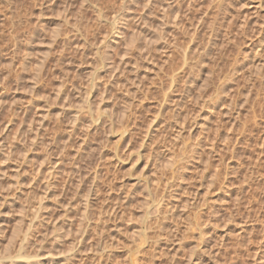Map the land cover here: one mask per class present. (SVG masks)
I'll list each match as a JSON object with an SVG mask.
<instances>
[{
    "label": "rangeland",
    "instance_id": "rangeland-1",
    "mask_svg": "<svg viewBox=\"0 0 264 264\" xmlns=\"http://www.w3.org/2000/svg\"><path fill=\"white\" fill-rule=\"evenodd\" d=\"M171 1L0 0V264H264V0Z\"/></svg>",
    "mask_w": 264,
    "mask_h": 264
},
{
    "label": "bare ground",
    "instance_id": "bare-ground-1",
    "mask_svg": "<svg viewBox=\"0 0 264 264\" xmlns=\"http://www.w3.org/2000/svg\"><path fill=\"white\" fill-rule=\"evenodd\" d=\"M154 1V0H153ZM173 1V0H172ZM171 1V2H172ZM195 1V0H194ZM93 2V1H92ZM100 2V1H99ZM218 2H220V1H218ZM223 2V1H222ZM91 3V2H90ZM113 3V2H112ZM99 4V3H98ZM107 4V3H106ZM158 4V3H157ZM169 4V3H168ZM167 4V5H168ZM173 4V3H172ZM171 4V5H172ZM89 5V4H88ZM174 5V4H173ZM222 5V4H221ZM110 6H112L111 4H110ZM116 6V5H115ZM161 6V5H160ZM186 6V5H185ZM104 7V6H103ZM107 7V6H106ZM113 7V6H112ZM145 7V6H144ZM169 6H167V8H168ZM178 7V6H177ZM217 7V6H216ZM109 8V7H108ZM107 8V9H108ZM117 8V7H116ZM119 8V7H118ZM123 8H125V7H123ZM160 8V7H159ZM162 8V7H161ZM166 8V9H167ZM170 8V7H169ZM185 8V7H184ZM191 8V7H190ZM99 9V8H98ZM165 9V8H164ZM165 9V10H166ZM84 10V9H83ZM88 10V9H87ZM111 10V9H110ZM178 10V9H177ZM184 10V9H183ZM100 11V10H99ZM123 11H125V10H123ZM109 12V11H108ZM107 12V13H108ZM116 12V11H115ZM162 12V11H161ZM167 12H168V10H167ZM96 13V12H95ZM106 13V12H105ZM115 13H113V17H112V20L111 21H113V22H121L120 20H125L124 18V15L122 16V15H114ZM163 14V13H162ZM107 15V14H106ZM164 15V14H163ZM168 15V14H167ZM178 15V14H177ZM205 15V14H204ZM101 16V15H100ZM157 16V15H156ZM169 16H171L170 14H169ZM173 16V15H172ZM185 16V15H184ZM127 17V16H126ZM167 17V18H166ZM215 17V16H214ZM158 18V17H157ZM159 18H161V20H160V23L159 24H161V26H159L160 28L162 27V29H163V27H164V25H166L167 24V21L169 22V18H168V16H166V14L164 15V16H159ZM187 18V17H186ZM103 18H101V20H102ZM106 19V18H105ZM138 19V18H137ZM140 19H141V17H140ZM169 19V20H168ZM177 19V18H176ZM107 20H108V18H107ZM110 20V19H109ZM136 20V19H135ZM144 20V19H143ZM142 20V21H143ZM167 20V21H166ZM214 20V19H213ZM231 20V19H230ZM158 21V20H157ZM189 21V20H188ZM202 21V20H201ZM232 21V20H231ZM112 22V23H113ZM146 22V21H145ZM115 23V26H117V24ZM124 23V22H123ZM170 23V22H169ZM232 23V22H231ZM138 24V23H137ZM146 24V23H145ZM100 25V24H99ZM141 25V24H140ZM170 25V24H169ZM181 25V24H180ZM231 25V24H230ZM188 26V25H187ZM190 26V25H189ZM203 26H204V24H203ZM113 27V26H112ZM143 27V26H142ZM151 27V26H150ZM166 27H167V25H166ZM171 27V26H170ZM209 27V26H208ZM100 28V27H99ZM148 28V27H147ZM158 28V27H157ZM231 28V27H230ZM98 29V28H97ZM107 29V28H106ZM123 29V28H122ZM159 29V28H158ZM157 29V30H158ZM170 29V28H169ZM114 30H116V32H115V34H119V32H120V29H119V27H115L114 28ZM114 30H112V32L114 31ZM153 30V29H152ZM156 30V31H157ZM166 30V29H165ZM28 31V30H27ZM111 31V30H110ZM109 31V32H110ZM155 31V37L153 38L154 40H153V42L154 43H156V44H158V45H160V42H159V38H160V41H161V37H159V34H157V33H160L161 32V29H159V31L158 32H156ZM164 30H162V32H163ZM194 31V30H193ZM209 31V30H208ZM181 32H182V30H181ZM196 32V31H195ZM121 33V32H120ZM123 33V32H122ZM134 33V32H133ZM153 33V32H152ZM165 33V32H164ZM183 33V32H182ZM185 33V32H184ZM117 34V35H118ZM154 34V33H153ZM193 34V33H192ZM191 34V35H192ZM207 34H208V32H207ZM210 34V33H209ZM11 35H12V33H11ZM116 35V36H117ZM121 35V34H120ZM119 36V35H118ZM160 36H162L161 35V33H160ZM195 36V35H194ZM197 36V35H196ZM119 37H121V36H119ZM118 37V38H119ZM153 37V36H152ZM163 38H164V36H162ZM174 37V36H173ZM122 38V37H121ZM131 38V37H130ZM11 39V38H10ZM9 39V40H10ZM67 39V38H66ZM209 39V38H208ZM13 40V39H12ZM54 40V39H53ZM53 40H52V42H53ZM122 40V39H121ZM178 40V39H177ZM192 40V39H191ZM210 41V40H209ZM208 41V42H209ZM16 42V41H15ZM103 42H104V40H103ZM129 42H130V46H131V48H133V50H136V49H139L140 48V42L138 41V39H137V37H132L131 39H129ZM147 42H149V41H147ZM178 42V41H177ZM192 42V41H191ZM104 43H106V41L104 42ZM103 43V44H104ZM146 43V42H145ZM175 43V42H174ZM11 44V43H10ZM54 44V43H53ZM102 44V45H103ZM8 45V44H7ZM50 45V44H49ZM172 45H173V43H172ZM101 46V45H100ZM106 46H107V44H106ZM105 46V47H106ZM110 46V45H109ZM150 46V45H149ZM189 46V45H188ZM212 46V45H211ZM104 47V46H103ZM108 47V46H107ZM176 47V46H175ZM51 47H49V49H50ZM102 48V47H101ZM109 48V47H108ZM149 48V47H148ZM148 48H146V49H148ZM150 48H151V46H150ZM162 48V47H161ZM98 49V48H97ZM102 49H104V48H102ZM141 49V48H140ZM143 50H146V49H144V48H142ZM141 49V50H142ZM194 49V48H193ZM197 49V48H196ZM200 49V48H199ZM106 50V49H105ZM158 50H159V48H158ZM163 50V49H162ZM140 51V50H139ZM169 51H170V49H169ZM193 51V50H192ZM195 51V50H194ZM204 51V50H203ZM104 52V51H103ZM133 52V51H132ZM145 52V51H144ZM143 52V53H144ZM201 52V51H200ZM200 52H199V54H200ZM208 52V51H207ZM15 53V52H14ZM107 53V52H106ZM1 54V53H0ZM139 54V53H138ZM168 54V53H167ZM186 54V53H185ZM52 55V54H51ZM47 56V55H46ZM49 56V55H48ZM167 56V55H166ZM42 57H44V56H42ZM138 57V56H137ZM140 57V56H139ZM138 57V58H139ZM168 57V56H167ZM14 58V57H13ZM25 58V57H24ZM29 58V57H28ZM27 58V59H28ZM47 58V57H46ZM45 57H44V59H46ZM168 58H170V57H168ZM43 60V59H42ZM139 60V59H138ZM45 61V60H44ZM166 62V61H165ZM171 62V61H170ZM199 63H201V62H199ZM203 63V62H202ZM37 64V63H36ZM103 64H104V62H103ZM135 64V63H134ZM137 64V63H136ZM204 64V63H203ZM22 65H23V63H22ZM27 65V64H26ZM117 65V64H116ZM197 65H198V63H197ZM105 66H107V65H105ZM256 66V65H255ZM24 67V66H23ZM41 67V65H39V68ZM112 67V66H111ZM161 67V66H160ZM173 67V66H172ZM178 68V67H177ZM258 68V67H257ZM136 70V69H135ZM169 70V69H168ZM183 70V69H182ZM255 70V69H254ZM257 70H259V69H257ZM260 70H261V67H260ZM37 72V71H36ZM136 72V71H135ZM109 73V72H108ZM112 73V72H111ZM115 73V72H114ZM185 73V72H184ZM183 73V74H184ZM95 74V73H94ZM157 74V73H156ZM178 74V73H177ZM116 75V74H115ZM120 75V74H119ZM122 75V74H121ZM185 75V74H184ZM65 76V75H64ZM108 76V75H107ZM160 76H161V74H160ZM40 77V76H39ZM103 77V76H102ZM137 77V76H136ZM186 77V76H185ZM108 78V77H107ZM39 79V78H38ZM63 79V78H62ZM173 79H174V77H173ZM102 80V79H101ZM33 81V80H32ZM61 82H62V80H60ZM105 81V80H104ZM126 81V80H125ZM96 82V81H95ZM127 82V81H126ZM135 82V81H134ZM34 83V82H33ZM35 83L37 84V80L35 81ZM39 83V82H38ZM66 83V82H65ZM35 84V85H36ZM177 84V83H176ZM188 84V83H187ZM186 84V85H187ZM34 85V84H33ZM66 85V84H65ZM113 85V84H112ZM124 85V84H123ZM132 85V84H131ZM139 85V84H138ZM37 86H38V84H37ZM87 86V85H86ZM105 86V85H104ZM218 86V85H217ZM62 87V86H61ZM119 87V86H118ZM224 87V86H223ZM88 88V87H87ZM87 88H86V90H87ZM132 88V87H131ZM144 88V87H143ZM81 89V88H80ZM172 89V88H171ZM220 89V88H219ZM77 90V89H76ZM169 90V89H168ZM60 91V90H59ZM74 91V90H73ZM67 92V91H66ZM87 92V91H86ZM168 92V91H167ZM184 92V91H183ZM74 93V92H73ZM222 93V92H221ZM113 94V93H112ZM167 94V93H166ZM62 95V94H61ZM87 95V94H86ZM111 95V94H110ZM128 97V96H127ZM180 97V96H179ZM221 97V96H220ZM82 98V97H81ZM215 98V97H214ZM218 98H219V96H218ZM48 99V98H47ZM186 99V98H185ZM60 100H61V98H60ZM83 100V99H82ZM222 100V99H221ZM51 101H52V99H51ZM87 102V101H86ZM169 102V101H168ZM40 103V102H39ZM91 103V102H90ZM171 103V102H170ZM173 103V102H172ZM43 104H44V102H43ZM59 104H61V102L59 103ZM84 104H85V101H84ZM114 104H116V103H114ZM176 104V103H175ZM52 105V104H51ZM132 105V104H131ZM212 105V104H211ZM83 106H85V105H83ZM82 106V107H83ZM176 106V105H175ZM91 107V106H90ZM69 108V107H68ZM84 108V107H83ZM86 108V107H85ZM88 108V107H87ZM110 108V107H109ZM213 108V107H212ZM81 109L82 108H78V109H69L67 112L71 115V123H70V125H69V132H70V134L71 133H73L77 128H78V125H79V123H80V121H81V119L80 118H82L81 117V115L83 116L84 115V111L82 110L81 111ZM111 109V108H110ZM114 109V108H113ZM86 110V109H85ZM230 110V109H229ZM48 111V110H47ZM87 111H89V109L88 110H86L85 111V114L87 113ZM114 111V110H113ZM227 111V110H226ZM214 112V111H213ZM83 113V114H82ZM98 113H99V111H98ZM65 114H66V112H65ZM88 114H89V112H88ZM100 114H101V111H100ZM100 114L98 115L99 116V118L101 117L100 116ZM46 115V114H45ZM45 115L44 116H41L42 117V120H45ZM68 115V114H67ZM91 115V114H90ZM85 116V115H84ZM94 117H95V115H93ZM97 116V114H96V117H98ZM128 116V115H127ZM58 117H59V115H58ZM58 117H56V119L58 118ZM63 117V116H62ZM88 117V116H87ZM69 118V117H68ZM69 118V119H70ZM90 118L92 119L93 117L92 116H90ZM65 120V119H64ZM93 120V119H92ZM49 121V120H48ZM69 122V121H68ZM32 123V122H31ZM90 123V122H89ZM92 123H93V121H92ZM91 124V123H90ZM89 124V125H90ZM47 125V124H46ZM36 126V125H35ZM43 126V125H42ZM36 128V127H35ZM31 131V130H30ZM34 132V131H33ZM37 132V131H36ZM87 132V131H86ZM89 132V131H88ZM31 133V132H30ZM40 135V134H39ZM61 135V134H60ZM36 136V135H35ZM34 138H36V137H34ZM40 138V137H39ZM21 139V138H20ZM69 139V138H68ZM31 140H33V138L31 139ZM35 140V139H34ZM40 140V139H39ZM33 142V144H34V142H36V140L35 141H32ZM38 142V141H37ZM67 142V141H66ZM90 142V141H89ZM20 144V143H19ZM83 144V143H82ZM14 146V145H13ZM60 146V145H59ZM17 147V146H16ZM34 147V146H33ZM56 147H57V145H56ZM84 148V147H83ZM83 148H82V150H83ZM212 148H214V147H212ZM32 149V148H31ZM211 151H212V149H210ZM228 150V149H227ZM5 151V150H4ZM31 151H34V150H31ZM86 152V151H85ZM5 154L6 153H1V151H0V156H4L5 157ZM10 154V153H9ZM60 154V153H59ZM46 155V154H45ZM52 155V154H51ZM219 155V154H218ZM9 156V155H8ZM6 158V162L8 161V159L10 158V157H5ZM12 158V157H11ZM50 158V157H49ZM221 158V157H220ZM25 159V158H24ZM45 159H46V157H45ZM4 161H5V159H4ZM25 161V160H24ZM52 161V160H51ZM50 160H49V162L50 163H52ZM10 162V161H9ZM48 162V163H49ZM57 162V161H56ZM55 162V163H56ZM258 162V161H257ZM5 163V162H4ZM60 163V162H59ZM61 164V163H60ZM255 164V163H254ZM54 165V164H53ZM261 165V164H260ZM58 166V165H57ZM218 166V165H217ZM54 167H56V166H53L52 168V170L54 171V170H56ZM59 167V166H58ZM61 167V166H60ZM79 168V167H78ZM219 169V168H218ZM35 170V169H34ZM39 170V169H38ZM60 170V169H59ZM17 171H18V169H17ZM37 171V170H36ZM23 172V171H22ZM39 172H40V170H39ZM50 173H52V171H49ZM55 172V171H54ZM56 172H57V170H56ZM61 172V171H60ZM15 173H17L18 174V172H15ZM24 173V172H23ZM33 173H34V171H33ZM32 173V174H33ZM47 173V172H46ZM58 173V172H57ZM36 174H39V173H36ZM53 174V173H52ZM52 174H50L51 176H52ZM93 174H95V173H93ZM23 175V174H22ZM43 175V174H42ZM46 175V174H45ZM16 177V176H15ZM216 177H218L217 175H216ZM0 178L2 179V178H4L3 177V175L2 176H0ZM38 178V177H37ZM50 178V177H49ZM0 179V180H1ZM33 179V178H32ZM41 179V178H40ZM84 179V178H83ZM213 179V178H212ZM15 180V179H14ZM213 181V180H212ZM220 181V180H219ZM46 182V181H45ZM218 182V181H217ZM15 183L16 184H18V182H16L15 181ZM32 183H33V181H32ZM48 183H49V181H48ZM71 183V182H70ZM213 183V182H212ZM212 183H211V185H212ZM2 185V184H1ZM48 185V184H47ZM49 186V185H48ZM9 187V186H8ZM44 187V186H43ZM11 188H13L12 186H11ZM51 188V187H50ZM10 189V188H9ZM46 189V188H45ZM47 190V189H46ZM21 191V190H20ZM47 194V193H46ZM254 195V194H253ZM44 197H45V193H44ZM258 197V196H257ZM46 198V197H45ZM253 198V197H252ZM256 198V197H255ZM254 198V199H255ZM46 199H48V196H47V198ZM38 201V200H37ZM259 201V200H258ZM257 201V202H258ZM260 202V201H259ZM72 203V202H71ZM85 204V203H84ZM256 204V203H255ZM30 205H31V203H30ZM42 205V204H41ZM41 205H40V203H39V201H38V206L40 207V208H38V207H36L37 208V210L35 211L34 210V212H35V214L33 215V217L30 219V220H28L27 219V221L26 222H28V225H27V227H26V232H25V234L24 235H22L21 236V238L20 239H18L17 241V243L15 242L16 241V239L14 240V242L17 244V249L19 250V253L21 252V254H22V251L27 247V245H28V241H30L29 239H30V236L32 235V232H33V229H34V226H35V224H36V222L37 223H39L38 222V219L40 218V217H43L42 215H40V214H42V213H40V212H42V209H43V206L41 207ZM44 205V204H43ZM85 206V214H87V211H89V209H88V202L86 201V205H84ZM253 207V206H252ZM29 208H31V207H29ZM35 208V209H36ZM41 210V211H40ZM250 210V209H249ZM31 211V210H30ZM44 213V212H43ZM33 214V213H32ZM44 217H46L45 215H44ZM85 218H86V216H85ZM41 223H42V220H41ZM48 224V223H47ZM86 224V223H85ZM71 227V226H70ZM87 229V228H86ZM203 229V228H202ZM78 230V233H79V229H77ZM70 231V230H69ZM202 231V230H201ZM68 233V232H67ZM78 233H76V234H78ZM51 234V233H50ZM72 234V233H71ZM204 234V233H203ZM56 235H58V234H56ZM59 237L61 236V234L60 235H58ZM57 236V240L58 239H60L59 237ZM76 236V235H75ZM78 236V235H77ZM81 236V235H80ZM83 236V235H82ZM16 237V236H15ZM33 238V237H32ZM56 238V237H55ZM71 238V237H70ZM81 238V237H80ZM203 238V237H202ZM52 240V239H51ZM82 240V239H81ZM81 240H79V241H81ZM205 240V239H204ZM76 241V240H75ZM45 242V241H44ZM16 244H12V245H9V246H14V245H16ZM72 244V243H71ZM30 245V244H29ZM8 246V249L10 248ZM14 248H15V246H14ZM32 248V247H31ZM40 248V247H39ZM38 248V249H39ZM75 248V247H74ZM74 248H72V249H74ZM13 250V249H12ZM10 251V250H9ZM35 251V250H34ZM11 252V251H10ZM39 252V251H38ZM69 252V251H68ZM75 252V251H74ZM24 253V252H23ZM29 254H30V252H29ZM36 254V253H35ZM48 254H50V253H48ZM110 254V253H109ZM12 255V254H11ZM11 255H6L7 257L5 258V255H4V258L6 259V260H12V256ZM20 255V254H19ZM15 256V255H14ZM72 256H74V255H70V256H68V257H63V256H61L64 260H63V264H69V263H71V261H72ZM41 258V257H39V254H37V256L36 257H31V256H25V257H20V256H18V254H17V256H16V258H22V259H18V260H23V261H16V262H12L11 264H18V263H20V264H39V261H38V258ZM52 257H54V255L53 256H51V260L52 261H54L55 259H57V260H55V262H57V264L58 263H61V261H60V259H62V258H52ZM71 257V258H70ZM4 259V260H5ZM136 260V259H135Z\"/></svg>",
    "mask_w": 264,
    "mask_h": 264
}]
</instances>
